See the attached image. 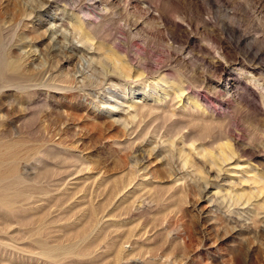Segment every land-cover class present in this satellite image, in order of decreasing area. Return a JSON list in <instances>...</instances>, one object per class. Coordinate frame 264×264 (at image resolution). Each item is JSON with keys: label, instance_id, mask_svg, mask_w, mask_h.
<instances>
[{"label": "rangeland", "instance_id": "obj_1", "mask_svg": "<svg viewBox=\"0 0 264 264\" xmlns=\"http://www.w3.org/2000/svg\"><path fill=\"white\" fill-rule=\"evenodd\" d=\"M0 2V264H264V0Z\"/></svg>", "mask_w": 264, "mask_h": 264}, {"label": "bare ground", "instance_id": "obj_2", "mask_svg": "<svg viewBox=\"0 0 264 264\" xmlns=\"http://www.w3.org/2000/svg\"><path fill=\"white\" fill-rule=\"evenodd\" d=\"M33 2V1H32ZM1 3V2H0ZM46 3V2H45ZM16 12V11H15ZM33 14V13H32ZM29 15V14H28ZM31 15V14H30ZM29 15V16H30ZM88 15V14H87ZM26 17V16H25ZM73 19V29H72V31L74 32V34H76V36H78L77 37V41L79 42V43H82V44H84L85 46H88L90 43H91V45H92V47H94V46H96L95 45V41H94V36H93V34L91 33V32H93L92 30H91V32L85 27V24H84V22H82L81 21V19H80V16L78 15V14H74L73 13V17H72ZM72 24V23H71ZM24 26V25H23ZM54 26V25H53ZM53 28V27H52ZM58 30V29H57ZM35 33V32H34ZM55 33V31L53 32V34ZM56 36V35H55ZM62 36H63V38H65V39H68L69 40V38H68V34L67 33H65V32H63L62 33ZM33 37V36H32ZM35 38V37H34ZM76 38V37H75ZM37 40V39H36ZM56 40V39H55ZM54 40V41H55ZM53 41V40H52ZM99 41V40H98ZM73 42H74V40H73ZM71 40H69V43L70 44H74ZM81 44V45H82ZM105 44V43H104ZM75 45V44H74ZM100 45V43L98 44V46ZM101 45H102V43H101ZM97 46V47H98ZM68 47V44H65L64 42H59V41H57L56 42V49H58L59 50V52L60 53H63L64 52V49H66ZM99 47H101V46H99ZM111 47V46H110ZM89 49H90V47H88ZM94 48H96V47H94ZM94 48H92V49H94ZM102 48V47H101ZM104 48V47H103ZM112 48V47H111ZM100 48H98V50H99ZM108 49H110L109 47H108ZM95 50V49H94ZM104 50H106V48L104 49ZM110 51H111V49H110ZM114 51H115V49H114ZM99 52V51H98ZM108 53V51L106 50L105 51V53ZM117 52H119V51H117ZM117 52H112V54H110V52H109V54H110V56H109V58H110V60L112 61V66H113V69L111 70H109L108 68L106 69V68H104L105 70H104V72H103V74H102V77H103V82H104V80H111L112 82H113V80H112V78H114V77H119V78H123L124 80H125V83L124 84H122L121 86H123V88L124 89H127V88H129L130 87V92L128 91V93H126V96H128V98H129V96L131 95L132 96V98H134V97H138V95L139 94H141V91L142 92H148V90H147V88L148 87H150L151 86V83L149 84L148 82H145V83H141V84H136V85H133V86H130V84L132 83L133 84V82H135L136 80L134 79V77H135V73L133 74V70H132V68H131V66H129L128 65V63L126 62V61H124L123 59H121V57L119 56L120 54H118ZM100 53V52H99ZM103 53V52H102ZM107 55V54H106ZM104 58V57H103ZM107 58V57H106ZM1 60V59H0ZM7 60V59H6ZM91 60H93V59H91ZM97 60V59H96ZM101 60V59H100ZM94 62H95V60H93ZM93 61H91V62H93ZM104 61V60H103ZM7 62H8V60H7ZM91 62H88V63H91ZM105 62V61H104ZM108 62V61H107ZM13 63L14 62H12V67H10V68H14L15 66L13 65ZM99 63H102V62H99ZM5 64V63H4ZM15 64H17V63H15ZM103 65H105L104 63H102ZM1 65H2V63H1ZM8 65H10V63L8 62ZM4 66V65H3ZM14 66V67H13ZM17 66V65H16ZM100 67V66H99ZM3 68V67H2ZM1 68V69H2ZM16 68V67H15ZM14 68V69H15ZM101 68V67H100ZM136 69V68H135ZM6 70V69H5ZM138 70V69H137ZM15 71H16V69H15ZM19 71V70H18ZM17 71V72H18ZM20 72H21V70H20ZM15 74H16V72H15ZM15 74H14V76H15ZM17 74H19V72L17 73ZM139 74V73H138ZM4 75H6V74H4ZM22 75V74H21ZM139 75H142V74H139ZM8 76V75H7ZM13 76V75H12ZM13 76V77H14ZM9 78H11L10 76H8ZM135 81H134V80ZM160 79V78H159ZM121 80V79H120ZM82 81L84 82V79H82ZM159 81H161V79L159 80ZM137 82V81H136ZM111 83V82H110ZM160 83V82H159ZM180 83V82H179ZM103 84V83H102ZM129 84V86L127 87V86H125V85H128ZM175 84V83H174ZM117 85H119V84H115V83H112V86H117ZM182 85V84H181ZM83 86H85V84L83 85ZM161 86V85H160ZM176 86V85H175ZM184 86V85H183ZM22 89V88H21ZM169 90V89H168ZM177 90V89H176ZM188 90V89H187ZM187 90H184V88L183 87H180V88H178V92H176V96H175V98H178V102L180 101H182V97H184V96H186L187 95V93H189V91H187ZM111 91V90H110ZM165 93H166V95H168L169 94V92H167V90L165 91V90H163ZM149 95L151 96V97H153L155 100H157V101H161V99H162V94H160L159 96H154L153 94H150L149 93ZM166 95H165V97H166ZM126 96H124V97H126ZM119 98V97H118ZM120 98H122L121 96H120ZM165 101V100H164ZM123 102H127V103H131V105L132 106H134V104H133V100H131L130 98L127 100V98H125L124 100H123ZM191 102V101H190ZM119 102H116V103H110L109 104V109H112L113 107H115L116 106V108L117 107H119V105L120 104H118ZM136 105V104H135ZM144 105H146V104H144ZM136 106H138V105H136ZM140 106V105H139ZM141 106H142V104H141ZM135 107V106H134ZM144 107V106H143ZM147 107H149V105L147 106ZM122 108V107H121ZM138 109H139V107H138ZM144 109V108H143ZM154 109V108H153ZM141 110V109H140ZM148 110V109H147ZM173 110V109H172ZM171 110V111H172ZM175 110V109H174ZM132 112H134V111H132ZM131 112V113H132ZM141 112V111H140ZM130 113V114H131ZM135 113H136V111H135ZM146 113V112H145ZM174 113H175V111H174ZM133 114V113H132ZM158 115V114H157ZM146 116V115H145ZM150 116V115H149ZM141 119V118H140ZM176 122V121H175ZM178 124V123H177ZM175 127V126H174ZM182 135V134H181ZM185 137V136H184ZM178 139V138H177ZM180 139V138H179ZM178 139V140H179ZM181 139H183V135H182V138ZM170 140V139H169ZM167 141V140H166ZM182 141V140H181ZM188 141V140H187ZM179 142V141H178ZM182 143V142H181ZM180 143V144H181ZM184 143H186V142H184ZM188 144V143H187ZM182 145V144H181ZM193 145V144H192ZM191 147V146H190ZM234 147V146H233ZM169 148V147H168ZM175 148V147H174ZM180 148V147H179ZM178 148V149H179ZM172 149V148H171ZM195 149V148H194ZM204 149V148H203ZM189 152H186V155L184 156V163H185V165H187V166H191V167H193L194 169H195V167L197 166V164H196V162H194L195 160H194V157L195 156H193V154H194V150L193 149H191V148H189ZM196 150V149H195ZM198 150V149H197ZM212 150V149H211ZM203 151V150H202ZM203 153V152H202ZM199 154V153H198ZM216 154V153H215ZM213 152H208V154L206 155L205 153H203V158H204V166H208V171L206 170L205 171V169L203 168H201V167H198L197 169L200 171V173H201V177H202V179H203V181H204V185H202V187L204 186V192L208 189V187L209 186H212L214 183L212 182V175H211V172H215L216 173V177L219 175V173H221V172H223L226 168L224 167V162H227V161H229V160H231L232 158H234V154L233 153H226L225 151H223L222 152V157H218V156H216ZM219 154V153H218ZM181 155V154H180ZM180 157H182V156H180ZM179 157V158H180ZM198 159H200L201 160V158H198ZM203 160V159H202ZM201 160V161H202ZM197 163H198V160H197ZM232 163V162H231ZM199 164V163H198ZM227 164V163H226ZM236 164H238V163H236ZM241 164V163H240ZM190 167V168H191ZM192 169V168H191ZM242 170H244V171H246L247 173L248 172H250V171H252L253 172V170H248V169H245V168H242ZM193 171V170H192ZM227 171V170H226ZM236 171H238L237 170V168H236ZM233 172V171H232ZM255 172V171H254ZM256 175V174H255ZM232 176V175H231ZM253 176V175H252ZM258 176H260L259 177V179H256L255 180V182H256V184H257V182H264V174H261V175H258ZM157 177V176H156ZM155 177V178H156ZM178 177V176H177ZM214 177H215V175H214ZM220 177V176H219ZM251 177V176H250ZM244 179H247V178H244ZM253 179H254V176H253ZM252 179V180H253ZM128 180H130V179H128ZM248 180V179H247ZM131 181V180H130ZM216 181V180H215ZM237 181V180H236ZM244 181V180H243ZM249 181H250V179H249ZM254 181V180H253ZM262 182V183H263ZM254 183V182H253ZM240 184V183H239ZM258 184H260V183H258ZM245 185V184H244ZM246 186V185H245ZM215 188H216V194H218L219 193V191H220V186H214ZM213 187V188H214ZM256 187V186H255ZM224 188V187H223ZM235 188V187H234ZM238 188H240V187H238ZM241 188H242V186H241ZM245 188V187H244ZM256 188H258V187H256ZM255 188V189H256ZM261 188V187H260ZM226 189V188H225ZM247 189V188H246ZM115 190V189H114ZM238 190V189H237ZM248 190V189H247ZM252 190H253V188H252ZM233 191V190H232ZM201 192V191H200ZM203 192V191H202ZM201 192V193H202ZM241 192V191H240ZM257 192H259V191H257ZM112 193H114V192H112ZM117 193H119V190H118V192ZM221 193V192H220ZM116 195V194H115ZM184 195V194H183ZM256 195V194H255ZM255 195H254V193L253 192H246V191H243L242 193H236L235 192V194H232V192H231V198L233 199V200H236V201H239V200H241V199H243V198H245L246 200H247V203L248 204H251V202L252 201H255L254 199H253V197H255ZM202 196V195H201ZM204 196V195H203ZM210 196V195H209ZM213 196H214V194H213ZM224 196H225V194H224ZM223 196V197H224ZM111 197H113V196H111ZM217 197H218V195H217ZM262 198V197H261ZM264 199V198H263ZM261 201V200H260ZM245 202V201H244ZM259 202V201H258ZM215 203V202H214ZM217 203V202H216ZM215 203V204H216ZM243 203V202H242ZM254 203H256V202H254ZM214 204V205H215ZM217 205V204H216ZM255 205V204H254ZM259 205V204H258ZM218 206V205H217ZM241 206V205H240ZM262 208H263V205H260ZM219 207V206H218ZM250 207V206H249ZM258 207V206H257ZM220 208V207H219ZM237 209V208H236ZM211 210V209H210ZM219 210V209H218ZM221 210V209H220ZM261 210V209H260ZM257 211V210H256ZM262 211V210H261ZM257 213V212H256ZM263 213V212H262ZM264 215V214H263ZM262 229V228H261ZM263 231H264V228L262 229ZM246 260V259H245Z\"/></svg>", "mask_w": 264, "mask_h": 264}]
</instances>
